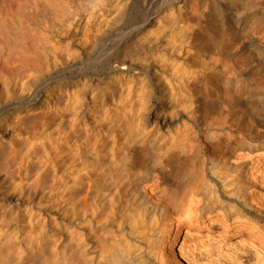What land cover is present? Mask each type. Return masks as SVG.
Wrapping results in <instances>:
<instances>
[{"label": "bare ground", "instance_id": "obj_1", "mask_svg": "<svg viewBox=\"0 0 264 264\" xmlns=\"http://www.w3.org/2000/svg\"><path fill=\"white\" fill-rule=\"evenodd\" d=\"M83 24L105 25V32L121 46L107 52L103 66L107 91L92 95V104L87 105L81 88L71 90L79 84L72 81L76 78L72 72L67 77L70 84L57 96L65 101L57 98L53 111L47 105L48 111L25 105L23 100L15 105L20 112L39 109L38 121L54 122L36 121L48 144L37 158L38 168L33 166L35 174L30 168L33 176L24 178L29 198L39 197L47 186L68 191L72 211L67 220L75 249L67 257L36 254L40 228L52 222L48 214L47 218L30 206L27 242L13 252V242L0 239V246L6 245L0 248V264H94L82 251L87 242L98 232L101 236L114 232L128 217L160 230L168 229V219H176L175 239L182 228L198 222L223 233L234 229L264 248V0H0V53L11 60L18 55L33 57L38 67L43 47L63 38L60 30ZM171 28L169 56L141 55L144 46H126L130 36L146 31L145 39L158 40L159 31ZM202 36L216 52V61H206L198 44ZM191 47L196 48L194 54L188 51ZM173 82L176 86L170 87ZM42 85L35 86L33 95ZM19 157L26 164L34 156ZM2 193L4 231L7 205L1 203ZM104 239L99 240L101 248L106 247ZM124 241L119 250L115 245L103 255L105 260L129 264L134 244ZM154 255L165 261L162 251ZM182 256L183 264H189Z\"/></svg>", "mask_w": 264, "mask_h": 264}, {"label": "rangeland", "instance_id": "obj_2", "mask_svg": "<svg viewBox=\"0 0 264 264\" xmlns=\"http://www.w3.org/2000/svg\"><path fill=\"white\" fill-rule=\"evenodd\" d=\"M207 1L216 3V0H207ZM180 25L181 23H179V26ZM129 27L131 26L129 25L125 27L126 30L125 35L127 34L128 31L127 28ZM104 28L105 25L102 24L99 26H93V28L90 27L87 28L83 24L82 27L80 25L77 29H74V26L73 28L66 29L67 32L65 29L60 30V35L63 38L58 41H55L54 44L51 45L49 44V46L46 45L43 47L44 50L42 51L44 52L42 54V57L39 59L38 67L35 66L33 57L26 58V57H19L18 55V57H13V59L11 60L12 57L5 58V56L3 57L0 53V105H1L0 106V112H1L0 113V159H1L0 160L1 162L0 190L3 192L2 193L3 201H1V203L4 202L3 204L7 205L5 208L7 210V219H6V223L3 224L5 232L3 231V229H0L1 230L0 239L6 240L7 238H9L10 242L11 241L13 242L10 243V245L12 244L11 250L14 249L13 252L17 251L18 248L23 247L28 240L27 236H29L28 233L30 229L28 227L27 218H28V211L30 208H32L30 206H33L35 210H37V212L44 213L45 215L48 214L50 219L49 223L52 222L49 224L50 226L48 225L46 226V228L45 227L40 228L41 231H39L38 235L40 234L39 237H40L41 247L35 248L34 251L36 252V254L45 252V255L48 257L55 256L56 254L60 255L61 257H67L75 249L74 247L75 242L74 240H72V234L74 233H71L73 232L72 231L73 227L71 226V223H69L70 220H67L71 218V211H72L71 210L72 208L70 207L71 201L68 195V191L67 190H66L67 192L66 191L63 192L62 190L51 191L47 186L45 187V190H43L40 193L39 197L36 196L37 198L34 197L33 199L27 196L29 186H27L26 181L29 178L28 176L32 175L31 170L33 173L36 171L35 169L38 168L39 166L38 163L40 161L38 162L37 160L41 158L40 155L42 156V153H45L43 152L44 148H42L43 144H48V142H45V139L46 141H48L46 134L44 135L42 134L43 126L42 127L39 126L38 122L42 121L46 124L50 122L52 125L54 124V122L51 119L38 121L39 118H36L35 114H37V111L39 109L35 111H33L32 109L27 112H20L18 109L15 108V105L19 100H23L25 101V105L29 104L28 106H31V104H35V107L41 109L44 107L43 109L46 111L49 110L48 109L49 107L50 109L54 107L53 108L54 110L55 107L57 106V103L60 102L61 98L58 97L62 87L66 86L67 84H70L67 77L72 75V72L73 73L75 72L74 74L76 75V78L73 79L72 81L76 82V80H79V84H76L75 87L73 86L71 90L73 89L78 90L81 88L82 96L80 97L87 98L88 101L87 105L89 104L90 106L92 104L91 103L92 101H90L89 98H91L92 95L94 94L102 95L108 89V78L105 77L103 73V69H104L103 66L105 63V59L108 55L107 52L113 50L112 52L114 53L116 51L121 50V46L120 45L118 46V43H116L117 39L113 38L114 39L113 41V39L110 38V32H105L106 28L105 29ZM172 29L173 28L168 30L166 33H164L163 31H159V34H157V37L159 39L158 40L153 39L151 41L149 39H145L147 38V36L144 35L146 31L144 33L143 32L138 33V36L135 38L134 36L129 37L128 44L129 43L130 44L129 45L127 44L126 46L130 48H132L133 46L136 47L138 46L139 48H143L144 46V48L140 52L141 55L146 54V56L152 55V57L154 58H160L163 57L162 55L165 52L167 56H169L170 44L169 43L167 44V41L171 39L169 37V33L171 32ZM74 30H77L76 32L77 34L72 33ZM104 32L107 35H105ZM209 33L210 32H208L207 34L204 33V37L205 35L208 36ZM140 36L142 39L140 38ZM202 37L199 38L198 44L200 45V48H202L203 52L204 53L206 52L205 53L207 56L206 61L208 60L216 61L215 60L216 52L209 50L208 43L204 40V37L203 38ZM136 38L138 39L137 41ZM52 45L56 47V48L54 47V50L52 49L53 47ZM188 51H190L191 54H194L196 52V48L191 47L190 49H188ZM154 54L155 56H153ZM129 56L132 57L131 54H129ZM182 57H186V56L183 54ZM2 58L4 60H2ZM8 58H10V60ZM30 59H32L33 63L32 61H30ZM7 60L9 61V63L7 62ZM7 63L9 65H7ZM26 64L29 65V67H27ZM13 65H15L16 67ZM31 65L34 66L31 67ZM68 66H70V68ZM9 67L11 68V71H8V69L10 70ZM6 71H8V73ZM18 71L21 75L18 73ZM61 75L64 76L62 77ZM42 80L44 82H42ZM47 80L49 82H47ZM7 83L10 84L8 85ZM37 83L38 85L39 84H43V85L41 86L38 95H33L35 86H38ZM84 83L86 88L83 87ZM172 86L175 87L176 84L174 85L173 82L170 85V87ZM154 92L155 95H157L158 88H154ZM170 92L171 91H169V93ZM57 98L59 99V102ZM62 99H64L65 101V97ZM156 102H158L157 96L154 99V103ZM40 103L41 105L43 104L42 107L41 106L39 107ZM46 105L48 106V108ZM23 109L24 108L22 107L21 110ZM42 122H40V125ZM51 127L53 128L55 126H51ZM52 128L49 130V132L50 131L53 132L54 128L53 129ZM28 153H31V155L33 153V156L36 158L33 157L32 160L31 158H29L26 164L23 163V161L19 162L20 159L19 156L28 155ZM4 154L6 155V157H4ZM15 156H17V158ZM38 156L40 157L39 159H37ZM31 162L32 164H30ZM36 164H38V166H35ZM210 165H212V163ZM33 166L37 168L34 169ZM22 167H24L25 170L24 168L20 169ZM30 168L31 170L29 171ZM214 176H216V174H214ZM24 177H28V178H24ZM23 186L25 187L23 188ZM36 206L39 208L36 209ZM51 218L54 220V222ZM135 219L137 218L134 217L126 218L124 220L125 222L121 224V227L123 226L122 228L121 227L116 228V230L114 229V232L111 231H108L107 233L102 232L103 237L100 235L101 232L96 233L95 237L92 236V239H90L91 241L88 239L89 240L87 242L88 246L83 248L82 251L85 253L87 258H89L91 262H94V264H98V263L100 264L101 262H104V264H111V262L105 260L104 257L106 254L112 251L113 246L117 245L116 246L117 250L123 247L124 245L122 243L124 241L123 239L124 237L125 243H128L130 241V244H134L135 246L134 247L132 245L134 250H133V255L130 256L131 261L129 264L132 263L134 264V262H136L135 264H183L184 258L182 254H185L187 256L189 260V264H264V248L258 246L252 240H250L249 237H245V235H241L239 232L235 231L234 229H231V231H227L223 233L221 229L212 228L209 230L206 227V225H204L205 223L198 222V223H194L189 227L187 226L182 228L179 231V235L177 239H175L176 226L174 223L176 219L175 220L168 219L166 225L168 229L165 227L166 229L164 228L161 230L160 228L154 225H150V224L148 225V223L147 225H145V222L141 220H139L141 222H138L139 223L138 224L136 221H134ZM56 220H58V224H56L57 222ZM118 221H120L119 218ZM117 225H119V222H117ZM163 231L165 235H162ZM4 233H5V237H4ZM133 235H134V239H133ZM104 237L105 239H107V241L105 242L106 247L107 245H109L107 248L106 247L101 248V244L99 243V240L103 239ZM120 237L123 239V241L122 239H120ZM110 238H112L111 241L109 240ZM137 239L139 241H136ZM159 239L161 240L159 241ZM108 240L112 244L109 243ZM135 242H137L138 244ZM156 246L157 248H155ZM1 247L6 248V245L5 244L4 246L1 245L0 248ZM99 248H101L102 250H104L105 248V251H101V249ZM137 248L138 250H135ZM160 250L165 256L164 257L165 261L161 259V257L157 258L161 253ZM146 251H148L149 253ZM153 252L154 253L159 252V255L156 257L157 259H155L156 255L153 256L154 254ZM149 254H152L151 255L152 257ZM132 256L133 257L138 256V258L132 259ZM145 257L146 258L148 257V259H146ZM158 259H160L161 261L157 262L159 261ZM36 262L37 261H34L33 263Z\"/></svg>", "mask_w": 264, "mask_h": 264}]
</instances>
